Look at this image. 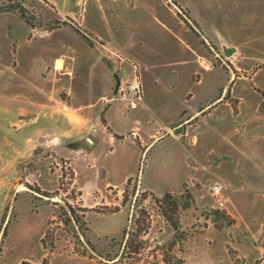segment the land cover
Wrapping results in <instances>:
<instances>
[{"label":"rangeland","instance_id":"rangeland-1","mask_svg":"<svg viewBox=\"0 0 264 264\" xmlns=\"http://www.w3.org/2000/svg\"><path fill=\"white\" fill-rule=\"evenodd\" d=\"M161 1L167 25L199 39L212 65L237 84L255 82L262 89H257L259 102L246 97L241 104L246 92L228 89L223 101L198 107L226 82L215 70L199 87L177 77L176 87L163 91V102L150 93L159 113L151 117L125 98L115 100L118 87L128 83L119 81L114 51L125 47L144 56L138 41L155 37L139 6L137 25L121 30L112 27L113 0H0V264H104L97 254L118 251V246L110 249L111 240H120L130 202L152 219L137 264H151L153 255L155 262L169 263V253L160 247L173 240L174 230L161 214H177L182 240L172 254L184 264H264V0H208L206 12L197 1L193 11L208 13L203 29L214 41L179 0ZM187 19L198 26L192 27L200 37ZM230 48L233 53L225 56ZM181 53L172 39L163 40V56ZM245 58L253 64L239 72ZM187 90L193 97L185 102ZM181 108L203 109L197 126L176 122L167 134L175 133L179 143L165 139L141 156L151 135L177 120ZM104 114L123 141L112 145L117 140ZM128 178L132 182L122 206ZM181 179L190 199L184 190L162 205L141 199L139 180L146 190L161 193L175 189ZM214 184L222 188L223 209L209 192ZM78 191L87 232L57 218L64 202L79 206L73 200ZM77 231L85 236L76 238Z\"/></svg>","mask_w":264,"mask_h":264},{"label":"crops","instance_id":"crops-1","mask_svg":"<svg viewBox=\"0 0 264 264\" xmlns=\"http://www.w3.org/2000/svg\"><path fill=\"white\" fill-rule=\"evenodd\" d=\"M131 1L133 2V5H131ZM150 1L151 0H113L112 2L114 17L113 21H115L112 27L117 26L119 29H121L124 26L126 27L127 24L137 25L135 21L136 18H134V12L137 8L140 7L144 14V17L141 19L145 18V20L149 24L151 36L155 35V37L152 38V40L149 42H142V40L138 41V46L142 47L145 51L144 56L133 54L130 50L125 47L114 51V53L119 58V62H117L119 81L121 83H123L124 81L126 83H130L135 77H137L141 84V101L133 102V104H131L132 101L126 99V101L130 104L131 107H141L147 110L150 113L151 117H159V113L154 108L155 104L149 102L150 100L148 96L150 93H153L157 97H160L163 102V91L173 90L174 87H176L177 85V77H179L180 80L187 79L188 82L192 83L193 85L195 84L199 87L202 85L201 82L203 78L215 70H218L223 75V77L226 79V82L223 85H217L216 93L211 97L203 100L198 107L206 108L209 105L214 106L217 103L223 101L225 99V95L228 89L229 91H231V93L235 90L240 89L246 92L245 95H241L239 98L241 104L247 101L249 98H252L257 102L261 100L260 94L258 93L257 89H262L257 86L255 82H253V84H237V82H235L230 76V74H228L225 70L220 67H214L212 65L213 57L205 50L204 45L199 41V39L195 38L193 34H191L192 39H190L188 36L183 35L184 32L183 30H181L182 28L174 29L170 25H167V23L164 21L166 20V16L163 13L162 1L152 0L153 2L151 3ZM189 1L190 0H179V4L183 9L185 8V10L188 11L191 19L194 22L198 23L203 34L209 40L214 41L203 29V21H208V13L206 16L205 14H196L193 11V6L197 1L198 3H201L199 6L200 11H208L207 9H209L210 7V2L208 0H191V2L189 3ZM138 26H141L140 22L138 23ZM170 39H172L174 43L180 48V51H182L181 54H177L172 58L163 56V40L168 42ZM252 64V60L247 59L243 64L241 70H239V72H248L249 69L247 68L251 67ZM256 74L257 72L253 73V76L251 78L252 81L255 79ZM227 86L228 88L226 89ZM190 91L191 90H187L184 94L185 102L191 100V98L193 97V93H191ZM246 97L249 98L246 99ZM103 98L104 96H100V101H102ZM111 107L112 106H110L109 109ZM197 109H195L192 113H188L186 109L181 108V110L178 112L177 120L166 123L164 127L163 125L160 127L162 129L158 133L165 132L166 136L157 139L156 136L158 133H155V135H151L147 146L142 149L141 156H143L146 150L148 149L145 154V157H147L148 154L151 153L152 150L165 139H174L177 143H179L181 140H179V137L175 133H170V136H168V127L172 126L178 121L183 120V123L186 124L191 122L195 123L189 125L191 128H195L200 120L199 119L196 122L197 115H199L203 111V109L201 111H197ZM106 112H108V110ZM105 114L104 120L106 126L111 130V128L108 126ZM189 126H186L185 128ZM184 134H187L186 129ZM184 134L183 136H185ZM110 136L117 140L116 142H113L112 145L116 144L117 142L123 141L125 138L124 136H120L114 133L113 130H111ZM138 141L140 143V140ZM151 142L152 145H150ZM139 147H141V143ZM183 160L188 165V160H185L184 157ZM188 167H190V165ZM139 182L141 187L146 190V188H144L141 184V180H139ZM184 184L187 185V183L181 179L177 183L175 189L167 187L163 189L161 193L158 192L153 194L157 197H161L164 194H181L183 192ZM186 187L189 188L188 185ZM146 191L150 192L149 190Z\"/></svg>","mask_w":264,"mask_h":264},{"label":"trees","instance_id":"trees-1","mask_svg":"<svg viewBox=\"0 0 264 264\" xmlns=\"http://www.w3.org/2000/svg\"><path fill=\"white\" fill-rule=\"evenodd\" d=\"M20 16L21 18H24L23 12H25V8L20 7ZM186 24L188 27L193 28L194 33L197 37H200V32L195 29V27H192L195 25L198 27L196 24L193 22L191 23V20L187 19ZM76 32L80 34L81 38L87 42L89 45L90 43L88 40L84 37L81 31L79 29H76ZM103 123V121H102ZM137 146H140L139 141L134 142ZM71 175H73V172H71ZM132 178H128L126 180L125 186H124V194H123V201L121 203L122 206H125L127 203V198H128V189L129 186L131 185ZM71 185V184H69ZM183 190L185 191L186 198L190 199L189 193L187 192V187L184 184ZM172 194H164L162 198L156 197L153 193L148 192L144 190L142 193H140L141 199H146V198H151L154 200L155 203L162 205L163 200H167L171 197ZM81 197V192L78 191L75 193V198L73 199L76 201L77 205L75 206L70 204L69 202H64L63 207H59V213L57 214V218L59 221L65 225H75L79 224V228L83 232H87L88 228L85 225L84 222V213H85V208H82L80 201L78 198ZM57 205V204H56ZM189 203L188 201L185 202L183 205V208H188ZM136 205H132L130 202V209L129 213L127 214L126 217V223L124 227L121 230V236L120 240H111L112 244L110 245V249L114 248L115 246H118V251L114 254H106L105 256H102V254H97L99 259L104 263V264H137L140 261V256L142 253V250L144 249V243H145V236L148 234L151 224H152V219H151V214H149L146 210H137L135 209ZM177 209V207H176ZM119 211V208H114L113 212L117 213ZM162 217L165 218V220L171 225L172 229L174 230V236L173 240L167 245L160 247L163 250H166L168 254V259L169 263L166 261H163L165 264H183L182 260L177 259L173 254H172V249L175 247V245L179 242V240H182V237H180L179 233V222H178V217L177 214H161ZM176 216V218H174ZM173 217V218H172ZM74 236L78 239H81L82 237L85 236V234H82L80 232H76ZM86 245L90 247V249L94 252V246L91 245L89 242H86ZM158 249V247H155ZM155 252V251H154ZM102 253V252H101ZM156 257L153 255V260L151 261V264H159L157 261L155 262ZM171 260L173 262L171 263Z\"/></svg>","mask_w":264,"mask_h":264},{"label":"built area","instance_id":"built-area-1","mask_svg":"<svg viewBox=\"0 0 264 264\" xmlns=\"http://www.w3.org/2000/svg\"><path fill=\"white\" fill-rule=\"evenodd\" d=\"M115 100L129 99L133 102L141 101V84L137 77H135L130 83L123 87H118ZM221 186L214 184L209 188L211 196L215 199L217 207L219 209L225 208L224 201L221 198Z\"/></svg>","mask_w":264,"mask_h":264},{"label":"water","instance_id":"water-1","mask_svg":"<svg viewBox=\"0 0 264 264\" xmlns=\"http://www.w3.org/2000/svg\"><path fill=\"white\" fill-rule=\"evenodd\" d=\"M233 53V49H225L224 50V54H225V56H230L231 54Z\"/></svg>","mask_w":264,"mask_h":264}]
</instances>
